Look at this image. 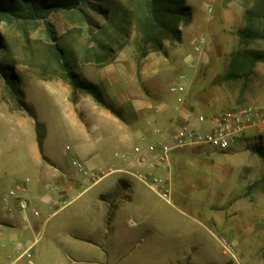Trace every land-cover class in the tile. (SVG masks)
Returning a JSON list of instances; mask_svg holds the SVG:
<instances>
[{
  "label": "rangeland",
  "instance_id": "rangeland-1",
  "mask_svg": "<svg viewBox=\"0 0 264 264\" xmlns=\"http://www.w3.org/2000/svg\"><path fill=\"white\" fill-rule=\"evenodd\" d=\"M113 1L122 6L129 2L91 0L85 10L95 23H105L94 7H105ZM262 1L228 0L241 10V15L245 12L243 4L255 7ZM254 24L264 32V18L259 17ZM130 34L128 40L121 39L116 59L102 65L89 53L95 41L88 24L77 13L55 11L30 22L23 19L0 22V213H9L4 197L18 185L26 188L25 195L30 190L27 198L30 206H34V210L27 211L28 219L18 220L15 227L5 224V228H0V264H10V257L17 254L16 245L24 243L25 238L36 240L31 252L36 264H169L185 251L194 252L196 263L204 264L214 258L230 259L223 253L221 237L234 242L243 263L264 264V181L257 190L260 202L254 201L258 208L249 214H255L257 220L252 222L236 213L239 203L223 207L219 196L218 207H223V211L213 212L217 216L215 223L208 221L207 216L202 217L215 236L196 224L191 227L196 229L199 243L180 234L187 219L133 175L113 172L83 191L97 181L98 173L118 167L121 159L113 148V138L108 136L113 125L107 108H98L101 105L92 95L77 91L70 100L76 103L83 95L85 108L96 110L79 117V122L67 114L70 105L64 93L73 88L63 77L65 71L54 47L57 43L63 48V61L81 78L102 80L99 87L107 102L123 119L133 120L138 115L132 103L116 102L109 97L116 90V75L122 73L133 95H149V84L142 81L145 58L137 57L134 29ZM239 47L264 51V38L246 46L240 43ZM260 66L264 73V63ZM21 100L34 110L36 118L47 121V129L43 123L37 128V138L39 134L45 137L48 131V140L41 150L23 124L9 115L19 110L27 112ZM73 159H78L91 174H83ZM120 179L128 180L130 185L118 184L109 190L111 183H119ZM238 179L234 173L227 178V185L218 183L215 189L229 188L228 184ZM232 188L234 193L240 191L237 184ZM108 203L109 210L108 207L104 210ZM60 206L65 207L55 212ZM169 221L175 225H169ZM26 225L31 229L25 231ZM28 260L25 258L20 264H29Z\"/></svg>",
  "mask_w": 264,
  "mask_h": 264
},
{
  "label": "crops",
  "instance_id": "crops-1",
  "mask_svg": "<svg viewBox=\"0 0 264 264\" xmlns=\"http://www.w3.org/2000/svg\"><path fill=\"white\" fill-rule=\"evenodd\" d=\"M187 3L192 7L193 15L192 20L182 27L181 42L175 45L167 43L165 51L152 52L145 57L142 81L149 84V95H133L128 89L125 77H122V71L120 70L121 75H116V90L110 93L109 97L116 102L132 103V109L138 119H123L103 106L98 107L107 111L109 121L113 125V132L110 130L108 136L113 138V148L121 160L118 167L110 168L106 172L101 171L98 180L83 191L113 172L133 175L139 181L141 180L136 176L138 173L156 172L170 189L171 197L167 202L187 219L180 234L188 235L190 242L199 243V235L196 234V229L191 228L192 225L196 224L215 236L213 231L207 229L202 217L207 216L208 221L215 223L217 216H213V212L217 209L223 211L224 206L232 207L239 203L236 213L242 218L248 217L252 222L258 219H254L255 214H249L255 213L258 208L254 201L260 202L257 191L259 185L252 188L250 186L264 177V160L258 154V151L264 153V129L247 130L238 142L223 152L208 147L174 150L162 169L149 167L147 149L157 140L170 142L172 132L181 125L207 131L226 110L247 104L264 108V73L259 63L250 78L245 81L237 77L242 72L234 70L232 66L235 52L240 48L239 32L246 25L244 12L241 15V10L235 8L228 0H187ZM208 5L213 8L211 12ZM131 64L132 67L136 66ZM93 83L99 85L102 80H94ZM72 93L73 90L64 93V98L70 105L67 114L79 122V117L87 116L96 108H85L86 98L83 95L76 103L71 102ZM27 113L19 110L17 113L10 112L9 115L16 117V120L23 124L26 131L36 139V147L41 150L42 146L37 138V121L45 124L46 129L47 121ZM79 130L82 132L81 127ZM47 140L48 131L42 145L46 144ZM134 144L136 145L133 149ZM143 144H146V147H143ZM137 148H140V152L136 151ZM117 150L121 153H117ZM234 173L238 174V181L231 182L228 184L229 188L221 191L215 189L218 183L227 185V178ZM70 184L73 185L72 182ZM111 184L109 190L118 184L121 187L130 185L126 179H120L119 183L113 181ZM235 184L240 187L238 193L231 190ZM27 196L30 197L28 189ZM219 196L223 206L220 208L217 203ZM4 200L8 203L9 213H0V228H5V224L15 227L18 220L28 219V210H34V206H30L26 211H22L16 197L5 196ZM109 204L103 206L104 210L107 207L109 210ZM63 207L65 206L58 207L55 212ZM172 223L168 222L169 225H175ZM29 229L30 225L24 226L25 231ZM35 242L36 240L25 238L23 244L32 245L33 248ZM179 255L169 264H201L196 263L197 256L194 252L185 251ZM18 256L17 252L14 257H10V263ZM229 261L230 259L214 258L211 263L204 264H228ZM72 262H76V259L72 258ZM28 263L36 264L32 259Z\"/></svg>",
  "mask_w": 264,
  "mask_h": 264
},
{
  "label": "trees",
  "instance_id": "trees-1",
  "mask_svg": "<svg viewBox=\"0 0 264 264\" xmlns=\"http://www.w3.org/2000/svg\"><path fill=\"white\" fill-rule=\"evenodd\" d=\"M90 3L91 0H0V22L15 19L30 22L45 18L55 11L77 13L82 22L88 24L95 41L89 48V53L94 55L96 62L105 65L116 59L117 52L121 49V39L128 40L132 29L136 33L137 57L142 59L152 52L165 51L167 43L170 45L180 43L182 27L192 20L193 15L192 7L187 0H129L126 6H122L119 1H113L105 7H94L105 20V23H95L85 10ZM243 7L246 26L239 32V36L240 43L246 46L264 38V32L257 29L254 24L259 17L264 18V0L255 7H249L247 4H243ZM54 51L65 71L63 77L71 83L73 94L77 91L88 93L99 105L122 117L107 102L99 85L81 78L79 73L71 70L68 63L63 61L64 50L59 44H55ZM259 63H264V51L239 48L235 52L232 66L234 70L242 72L237 77L247 81ZM21 106L36 118L34 110L24 100H21ZM40 125L41 123L37 121V128ZM43 140L44 135L39 134L40 146ZM258 154L264 160V153L258 151ZM263 181L264 177L250 187L260 185Z\"/></svg>",
  "mask_w": 264,
  "mask_h": 264
},
{
  "label": "built area",
  "instance_id": "built-area-1",
  "mask_svg": "<svg viewBox=\"0 0 264 264\" xmlns=\"http://www.w3.org/2000/svg\"><path fill=\"white\" fill-rule=\"evenodd\" d=\"M208 9L211 12L213 8L208 5ZM249 129H264L263 107L247 104L226 110L216 118L215 125L207 131H201L188 125H181L172 132V140L170 142L157 140L149 145L147 149L149 152V167L153 169L164 168L171 153L177 149L208 147L217 152L226 151L234 143L238 142ZM139 149L137 148L136 151L140 152ZM73 164L80 168V171L84 174H91L88 169L82 167L79 160L73 159ZM92 175H95V172L92 171ZM100 175L101 173H98L97 180ZM136 176L163 200H170V189L159 174L151 171L149 173H138ZM24 192H26V188L18 185L9 189L6 195L8 198H18L22 211H26L30 207V201ZM219 242L223 253L230 257L228 264H245L237 255L234 242L226 237L219 238ZM16 249L19 256L10 264H20L21 260L25 258H28V262H30L32 245L26 246L23 243H18Z\"/></svg>",
  "mask_w": 264,
  "mask_h": 264
}]
</instances>
